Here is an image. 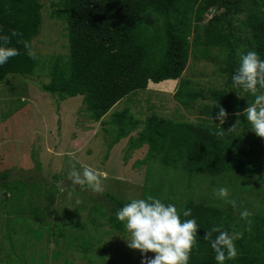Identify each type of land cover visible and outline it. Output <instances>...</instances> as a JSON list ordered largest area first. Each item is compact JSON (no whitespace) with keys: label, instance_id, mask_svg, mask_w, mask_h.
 Instances as JSON below:
<instances>
[{"label":"trees","instance_id":"16d2710c","mask_svg":"<svg viewBox=\"0 0 264 264\" xmlns=\"http://www.w3.org/2000/svg\"><path fill=\"white\" fill-rule=\"evenodd\" d=\"M55 5L54 15L65 24L67 48L41 60L33 51V39L42 23L40 0H0V34L9 35L7 46L19 52L0 66V83L8 74L33 75L41 71L48 77L40 84L43 92L59 100L81 96L89 118L109 124L114 136L108 150L125 138L135 149L146 147L142 198L157 197L174 204L178 212L191 209V216L180 218L197 221V242L188 264H216L203 238L216 225L243 233L235 242L237 258L225 264H264V214L244 200L247 188L256 187L254 179L249 178L264 164V138L250 130L243 116V109L253 97L243 93L244 98H238L235 91L239 90L233 89L231 83L238 52L254 50L264 59V0H58ZM207 14L210 16L205 21ZM11 30L18 35L11 36ZM211 49L219 58L224 85L207 90L195 88L182 73L191 53L212 59ZM165 80L178 81L174 101L186 111L195 110V120H174L154 113L142 120L127 108L111 112L128 94L146 89L149 82ZM217 104L228 114L220 125L223 136L215 135L216 124L220 123L215 120ZM107 116L109 119L103 121ZM238 118L242 120L236 129L227 130ZM6 176L1 174L0 179ZM55 179L59 180V176L55 175ZM5 186L12 194L10 213L19 210L23 201L28 202L29 211L32 200L25 197L26 186H7L6 182ZM221 186L229 188V198L236 201L235 209L213 195V190ZM49 188L57 190L52 184ZM107 196L108 202L90 215L92 238L96 241L80 246L84 256L96 246L93 249L99 252L96 254L101 261L120 257L117 253L121 247H112V242L103 246L101 226L105 224L107 234L126 232L115 213L128 201L104 193ZM2 205H7L6 200L2 199ZM241 209L252 213L251 225L240 219ZM16 218L17 223L25 222L30 229L29 218L23 214ZM65 220L63 226L73 227L72 216ZM32 231L36 234V230ZM5 238L10 240V235ZM94 260L91 258L89 264Z\"/></svg>","mask_w":264,"mask_h":264},{"label":"rangeland","instance_id":"374dc122","mask_svg":"<svg viewBox=\"0 0 264 264\" xmlns=\"http://www.w3.org/2000/svg\"><path fill=\"white\" fill-rule=\"evenodd\" d=\"M57 1L40 0L42 23L39 34L33 39V51L41 60L65 52L67 48L65 24L53 12L57 9ZM209 16L206 15L205 21ZM210 52L212 59L191 53L182 73L195 88L207 90L224 85L218 69L219 58L214 49ZM39 73L8 74L0 83V175H8L5 180L0 179V264H89L91 258L96 260L90 264H141L139 250L130 249L124 240L129 238L127 230L107 234L105 224L101 226L103 246L111 242L112 247L120 244L117 253L120 257H105L107 261H101L96 254L99 252L93 249L96 246L85 256L80 246L90 240L96 241L92 238L90 215L108 202L104 193L126 201L142 198L146 147L135 149L125 138L108 150L114 136L109 124L92 121L84 112L81 96L59 100L56 95L43 92L40 84L48 77ZM177 86V80L149 82L146 89L132 92L118 101L111 112L127 108L142 120L154 113L169 119L193 121L198 116L196 111H186L174 101ZM108 119L104 117L103 121ZM84 166L96 170L98 190L74 185L68 179L73 168L82 171ZM258 168L256 175L249 178L254 179L256 187L247 188L244 200L264 214V200H261L264 197V164ZM55 175L59 180H54ZM5 182L7 186H26L25 197L32 200L31 211H28V202L23 201L19 210L10 213L8 203L12 194ZM51 184L56 191L49 188ZM2 199L7 205H2ZM20 214L29 218L28 228L36 230V234L27 229V223H17L16 216ZM68 216L74 219L73 227L63 226ZM8 235L10 240L4 239ZM153 256L151 252L145 254L146 258Z\"/></svg>","mask_w":264,"mask_h":264},{"label":"clouds","instance_id":"9594fccd","mask_svg":"<svg viewBox=\"0 0 264 264\" xmlns=\"http://www.w3.org/2000/svg\"><path fill=\"white\" fill-rule=\"evenodd\" d=\"M11 36H17L15 30H11ZM9 35L0 34V66L9 58L19 54L15 47L7 46ZM25 47H28V43ZM35 59L34 56L30 57ZM231 83L238 98L247 93L253 97L250 103L243 109V116L250 130L256 136L264 138V59H261L254 50L238 52V66L231 75ZM215 120L218 130L216 136H223L224 129L220 126L227 119V112L217 104ZM237 115H239L237 113ZM213 122V117H211ZM239 120L227 130H235ZM68 179L72 184L87 186L93 190L99 188V178L94 168L84 166L82 171L74 168L68 173ZM213 195L230 204L234 209L236 201L229 198V188L221 186L213 190ZM79 203V201H77ZM191 216V209L177 211L172 203H164L161 199L148 195L145 198H133L117 209L115 216L123 222L124 228L129 233V238L124 239L127 247L139 250L142 259L141 264H188L193 246L196 244L197 221L195 218L181 220ZM252 213L248 209L239 210V217L248 225ZM213 233H217L213 237ZM240 231L223 230L221 226H213L205 232L203 238L208 241L209 247L214 253L216 264H225L238 256L236 241L242 238ZM151 252L154 256L146 258L145 254Z\"/></svg>","mask_w":264,"mask_h":264}]
</instances>
